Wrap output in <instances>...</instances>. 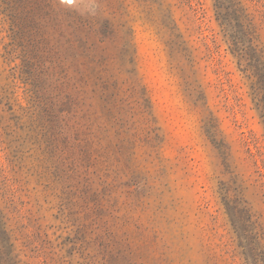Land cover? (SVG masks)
Returning <instances> with one entry per match:
<instances>
[{
  "label": "rangeland",
  "instance_id": "1",
  "mask_svg": "<svg viewBox=\"0 0 264 264\" xmlns=\"http://www.w3.org/2000/svg\"><path fill=\"white\" fill-rule=\"evenodd\" d=\"M262 105L264 0H0V264H264Z\"/></svg>",
  "mask_w": 264,
  "mask_h": 264
},
{
  "label": "trees",
  "instance_id": "2",
  "mask_svg": "<svg viewBox=\"0 0 264 264\" xmlns=\"http://www.w3.org/2000/svg\"><path fill=\"white\" fill-rule=\"evenodd\" d=\"M261 106V105H259ZM262 115L264 116V105H262Z\"/></svg>",
  "mask_w": 264,
  "mask_h": 264
}]
</instances>
